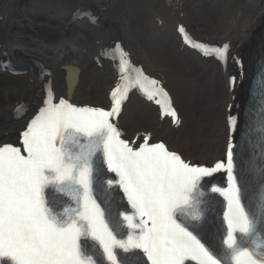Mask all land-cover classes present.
I'll use <instances>...</instances> for the list:
<instances>
[{
    "label": "snow or ice",
    "instance_id": "1",
    "mask_svg": "<svg viewBox=\"0 0 264 264\" xmlns=\"http://www.w3.org/2000/svg\"><path fill=\"white\" fill-rule=\"evenodd\" d=\"M178 31L186 33L182 25ZM185 42L205 57L223 59L229 50L227 42ZM118 72L121 83L110 93L109 108L77 106L63 98L53 102L49 95L21 133L19 146H0V264H97L84 252L83 237L98 242L110 264H118L116 249L133 248L142 249L151 264H223L185 222L200 219V182L221 169L227 172L229 187L211 190L228 200L223 245L233 264H264V243L253 242L251 248L240 239L255 229L234 174L235 145L229 143L226 162L206 166L184 159L163 142H150L148 135L138 137L139 144L122 138L116 121L133 87L161 105L162 115L173 123L179 124L180 118L164 85L132 64L123 49ZM230 123L234 130L236 118L230 117ZM258 130L264 137V120ZM98 156L118 178L107 184H118L131 206V214L121 213L127 239H117L95 198ZM48 189L71 197L77 206L57 211Z\"/></svg>",
    "mask_w": 264,
    "mask_h": 264
},
{
    "label": "bare ground",
    "instance_id": "2",
    "mask_svg": "<svg viewBox=\"0 0 264 264\" xmlns=\"http://www.w3.org/2000/svg\"><path fill=\"white\" fill-rule=\"evenodd\" d=\"M74 11L97 15L74 20ZM263 22L264 0H0V146H19L49 95L109 108L123 49L132 64L164 81L180 118L173 123L154 100L129 91L116 121L123 136L139 144L148 135L201 165L226 162L238 131L237 121L230 130V117L242 97L240 84L230 82L240 79ZM185 38L229 43L227 61L201 55ZM9 61L21 72L7 68Z\"/></svg>",
    "mask_w": 264,
    "mask_h": 264
}]
</instances>
